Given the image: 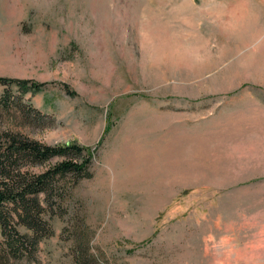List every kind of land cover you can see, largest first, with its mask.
<instances>
[{
  "label": "rangeland",
  "instance_id": "rangeland-1",
  "mask_svg": "<svg viewBox=\"0 0 264 264\" xmlns=\"http://www.w3.org/2000/svg\"><path fill=\"white\" fill-rule=\"evenodd\" d=\"M0 76V134L92 151L0 264H264V0H0Z\"/></svg>",
  "mask_w": 264,
  "mask_h": 264
},
{
  "label": "trees",
  "instance_id": "trees-1",
  "mask_svg": "<svg viewBox=\"0 0 264 264\" xmlns=\"http://www.w3.org/2000/svg\"><path fill=\"white\" fill-rule=\"evenodd\" d=\"M0 84H15L22 94L38 93L41 89V83L26 78L0 76ZM54 156L63 159L40 174L23 170L25 165H39ZM91 158L92 151L75 141L48 145L12 132L0 134V234L4 241L0 258L4 262L11 256H24L38 242L34 233L43 223L41 193L49 196L57 176L70 175L74 179L90 176L87 169ZM13 217L32 230L33 236L19 233Z\"/></svg>",
  "mask_w": 264,
  "mask_h": 264
},
{
  "label": "bare ground",
  "instance_id": "bare-ground-1",
  "mask_svg": "<svg viewBox=\"0 0 264 264\" xmlns=\"http://www.w3.org/2000/svg\"><path fill=\"white\" fill-rule=\"evenodd\" d=\"M164 157V156H163Z\"/></svg>",
  "mask_w": 264,
  "mask_h": 264
}]
</instances>
